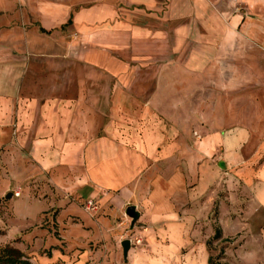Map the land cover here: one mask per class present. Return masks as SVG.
I'll use <instances>...</instances> for the list:
<instances>
[{
  "label": "crops",
  "instance_id": "1",
  "mask_svg": "<svg viewBox=\"0 0 264 264\" xmlns=\"http://www.w3.org/2000/svg\"><path fill=\"white\" fill-rule=\"evenodd\" d=\"M211 221L264 249V0H0V243L114 264L136 232L182 258Z\"/></svg>",
  "mask_w": 264,
  "mask_h": 264
},
{
  "label": "rangeland",
  "instance_id": "2",
  "mask_svg": "<svg viewBox=\"0 0 264 264\" xmlns=\"http://www.w3.org/2000/svg\"><path fill=\"white\" fill-rule=\"evenodd\" d=\"M194 132L195 131L192 129V131H187L184 133L187 135L188 139L192 140L194 137ZM25 197L26 196L24 195H22L21 197V200H23V202H24ZM218 213L219 212L217 210L213 211L210 214V218L211 219L217 218ZM219 223L222 225L223 221L220 220ZM215 224H216V221L214 222L211 221L207 225H205V223L203 225H200L199 227L200 234L195 237L192 236V239L195 240L196 243L194 244L192 242L191 243L187 242V243L182 244L183 245L182 250H183V255H184V257L182 258L174 254L177 248L175 247L174 243H170V242L163 244V246L166 247L167 254H168V257L166 259H163L159 256L154 257L152 255H148L149 251L155 250L156 249L155 247L158 244H148L142 241L141 236L135 234L136 232H130L128 234V237L125 238V239L130 240V249L128 250V253L131 251L130 257L125 259L123 245L121 243H118L117 246H119V255H118L117 262L114 264H264V249L261 248L260 245L258 246V244L248 243L246 245V247L248 248L246 249V252L239 251V248L245 244L244 243L245 237L242 238L240 234L232 235V236L231 235L224 236L222 231ZM237 227L233 226L232 230L233 231L237 230ZM50 229L53 231L55 230V228H52V227H50ZM124 229H125L124 233H126V231L127 232L129 231V223L126 224ZM41 230H43V228H41ZM210 230H213L215 234L211 235V237H208ZM59 231H60V234H59L60 240L62 238L64 239V237L69 238V239L82 237V229H79V228L70 229L68 227L66 228L61 227ZM2 232H4V230L0 227V234ZM218 232H221L219 233V236L216 235ZM35 234H39V233L35 231L30 236H34ZM205 241H206V251L209 253V258L207 260L206 258H204L205 251L204 253H201L202 252L201 249L204 248ZM41 244L42 242L41 240H39L37 246ZM46 245L50 247L51 242H47ZM61 245H65V243H61ZM8 246H12V245L11 244L2 245L0 243V253L2 252V250H4ZM73 247L74 245H71L70 248L72 249ZM249 247H252V248H249ZM194 249L197 251V254H198L196 258L185 257V255L189 251L194 250ZM244 255H252V257L246 258ZM22 260L24 262H29L24 258H22Z\"/></svg>",
  "mask_w": 264,
  "mask_h": 264
},
{
  "label": "trees",
  "instance_id": "3",
  "mask_svg": "<svg viewBox=\"0 0 264 264\" xmlns=\"http://www.w3.org/2000/svg\"><path fill=\"white\" fill-rule=\"evenodd\" d=\"M218 232L216 235L219 236ZM22 252L12 246L6 247L2 252L0 253V263L1 264H30L29 262H24L22 260Z\"/></svg>",
  "mask_w": 264,
  "mask_h": 264
},
{
  "label": "built area",
  "instance_id": "4",
  "mask_svg": "<svg viewBox=\"0 0 264 264\" xmlns=\"http://www.w3.org/2000/svg\"><path fill=\"white\" fill-rule=\"evenodd\" d=\"M21 195V188H17L14 191V196L19 197ZM85 209L90 212V213H95L99 209L98 201L95 200L94 198H90L86 201L84 205Z\"/></svg>",
  "mask_w": 264,
  "mask_h": 264
},
{
  "label": "water",
  "instance_id": "5",
  "mask_svg": "<svg viewBox=\"0 0 264 264\" xmlns=\"http://www.w3.org/2000/svg\"><path fill=\"white\" fill-rule=\"evenodd\" d=\"M128 215L132 218V225L136 222L138 218V213L135 211L134 206H130V208L127 211ZM124 253L125 255L128 254V250L130 249V240H125L123 243Z\"/></svg>",
  "mask_w": 264,
  "mask_h": 264
}]
</instances>
